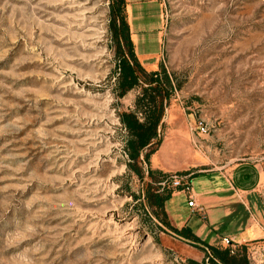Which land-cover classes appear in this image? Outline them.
<instances>
[{"label":"rangeland","instance_id":"obj_1","mask_svg":"<svg viewBox=\"0 0 264 264\" xmlns=\"http://www.w3.org/2000/svg\"><path fill=\"white\" fill-rule=\"evenodd\" d=\"M117 1L0 0V264H217L174 233L187 193L155 202L173 175L253 180L264 223V0H125L160 81L123 93ZM160 108L137 149L123 116ZM156 158L181 159L164 173ZM233 245L264 264V240Z\"/></svg>","mask_w":264,"mask_h":264},{"label":"crops","instance_id":"obj_2","mask_svg":"<svg viewBox=\"0 0 264 264\" xmlns=\"http://www.w3.org/2000/svg\"><path fill=\"white\" fill-rule=\"evenodd\" d=\"M178 159L181 158H156L160 167L154 169L169 173L172 170H165V166L170 167ZM241 181L243 178L223 173L201 174L192 178L190 183L195 203L202 206L204 216L187 208L186 204L181 205V200L173 213L179 218V228H190L210 246L219 245L223 238L244 246L264 240V223L259 218L256 200L252 196L254 181ZM176 194L181 197L182 192L173 194V203Z\"/></svg>","mask_w":264,"mask_h":264},{"label":"trees","instance_id":"obj_3","mask_svg":"<svg viewBox=\"0 0 264 264\" xmlns=\"http://www.w3.org/2000/svg\"><path fill=\"white\" fill-rule=\"evenodd\" d=\"M125 8V0L117 1L118 15H113L112 27L114 28L115 41L118 46V80L121 81V91L122 93L131 89L136 82L141 79V82L149 88L155 83L159 84V74L151 73L149 75L143 74L140 71V65L134 54L133 44L130 39L129 26L126 21V17L122 12ZM119 24L118 30L116 25ZM126 51V56L124 54ZM161 97V96H160ZM162 98V97H161ZM162 113V108L157 109L155 112H151L147 117V123L140 124L134 116L124 115L123 125L124 127L138 140L137 149H142L144 147L152 148L151 141L156 136V130L158 128L160 117ZM156 149L151 150L153 154ZM137 158H132V160ZM171 199V195L168 192L166 196H156L155 202L158 207L162 208L163 204ZM163 224L168 227V224L163 222ZM177 237H180L191 243L201 245L206 249H209L215 255V260L217 264H249L245 253L239 254L237 252L231 253L229 249L224 251H219L214 246L205 244L200 238H198L190 228H183L181 231L174 230ZM244 248V247H243Z\"/></svg>","mask_w":264,"mask_h":264},{"label":"built area","instance_id":"obj_4","mask_svg":"<svg viewBox=\"0 0 264 264\" xmlns=\"http://www.w3.org/2000/svg\"><path fill=\"white\" fill-rule=\"evenodd\" d=\"M169 186L174 189V190H178L182 193H187L188 195V207L192 208L195 212L196 211H202L201 208H199L196 203H195V199L192 193V189L191 186L188 184L187 178L186 177H179L176 175L170 176L169 177ZM222 245L224 247H226L227 249H229L231 251V253H233L232 249H234V245L233 242L228 239V238H223L222 239Z\"/></svg>","mask_w":264,"mask_h":264}]
</instances>
